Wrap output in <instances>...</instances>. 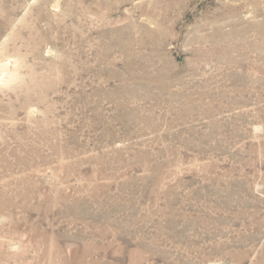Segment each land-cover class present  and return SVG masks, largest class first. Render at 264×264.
Wrapping results in <instances>:
<instances>
[{
  "label": "rangeland",
  "instance_id": "1",
  "mask_svg": "<svg viewBox=\"0 0 264 264\" xmlns=\"http://www.w3.org/2000/svg\"><path fill=\"white\" fill-rule=\"evenodd\" d=\"M0 264H264V0H0Z\"/></svg>",
  "mask_w": 264,
  "mask_h": 264
},
{
  "label": "bare ground",
  "instance_id": "2",
  "mask_svg": "<svg viewBox=\"0 0 264 264\" xmlns=\"http://www.w3.org/2000/svg\"><path fill=\"white\" fill-rule=\"evenodd\" d=\"M7 68L6 67H1L0 66V79L4 78L3 76L7 73Z\"/></svg>",
  "mask_w": 264,
  "mask_h": 264
}]
</instances>
